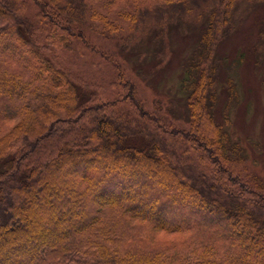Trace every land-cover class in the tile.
Wrapping results in <instances>:
<instances>
[{
  "label": "trees",
  "instance_id": "16d2710c",
  "mask_svg": "<svg viewBox=\"0 0 264 264\" xmlns=\"http://www.w3.org/2000/svg\"><path fill=\"white\" fill-rule=\"evenodd\" d=\"M238 2L0 0V54L30 71H0L19 105L1 119L21 115L0 137V264H264V181L231 180L247 159L215 115ZM184 18L204 25L183 81L191 139L125 60L139 33L164 41ZM74 41L113 72L69 69Z\"/></svg>",
  "mask_w": 264,
  "mask_h": 264
},
{
  "label": "rangeland",
  "instance_id": "374dc122",
  "mask_svg": "<svg viewBox=\"0 0 264 264\" xmlns=\"http://www.w3.org/2000/svg\"><path fill=\"white\" fill-rule=\"evenodd\" d=\"M133 1L138 7L151 8L160 0ZM233 17V31L216 50L219 58V96L215 115L217 122L223 124L232 138L241 144L247 159L245 164L240 165L245 171L238 172L237 168L230 178L252 190L246 180L252 181L255 177L257 181H264V4L260 0H239ZM174 24L172 30L166 32L164 41L155 39V33L143 36L139 33L137 39L142 38V42L132 53H126L125 60L143 95L150 101L160 100L170 107L176 129L191 139L192 136L187 133L191 125L188 124L189 110L183 81L186 60L196 53L200 30L204 25L195 18L179 19ZM94 43L98 46L97 42ZM112 44L114 50L116 45ZM69 48L66 55L60 54V59L73 72L79 69L82 76L88 78H92L97 70L101 71L98 74L101 77L103 73L113 72L112 68L106 69V64L84 43L74 41ZM119 58L122 60L121 55ZM100 65L102 69H99ZM3 70L30 77V71L16 60L0 54V71ZM231 80L237 89L235 101L230 98L227 89ZM18 107L0 99L1 115L5 109L16 111ZM16 113L11 122H4L0 116V137L20 120L21 115ZM226 115L230 119L229 124L225 121Z\"/></svg>",
  "mask_w": 264,
  "mask_h": 264
}]
</instances>
